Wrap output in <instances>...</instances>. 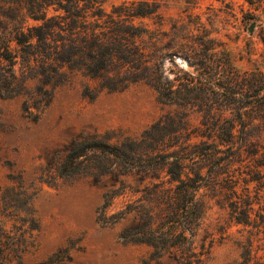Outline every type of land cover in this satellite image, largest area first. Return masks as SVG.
<instances>
[{
	"label": "trees",
	"instance_id": "16d2710c",
	"mask_svg": "<svg viewBox=\"0 0 264 264\" xmlns=\"http://www.w3.org/2000/svg\"><path fill=\"white\" fill-rule=\"evenodd\" d=\"M246 1L243 20L262 25L264 0ZM103 2L0 0V97L24 95L37 118L60 86L79 78L90 98L149 84L174 108L140 136H74L58 175L103 181L101 218L124 221L120 237L149 244L159 264H206L214 232L200 231L212 201L227 211L223 232L240 225L241 255L228 264H264V140L250 129L264 125V63L239 69L199 14L168 20L162 0H124L111 10ZM29 202L24 215L0 203V216L14 218L8 225L0 217V264H27L40 228Z\"/></svg>",
	"mask_w": 264,
	"mask_h": 264
},
{
	"label": "rangeland",
	"instance_id": "374dc122",
	"mask_svg": "<svg viewBox=\"0 0 264 264\" xmlns=\"http://www.w3.org/2000/svg\"><path fill=\"white\" fill-rule=\"evenodd\" d=\"M123 1L104 0L103 5L111 10ZM162 2V12L168 20L193 12L211 23L214 34L239 69L263 65L264 22L263 28L256 24L250 29L252 22L243 20V11L251 9L246 0ZM178 60L187 65L181 57ZM83 88L81 78L60 86L37 118L24 109V95L0 97V203L24 215L22 209L30 201L40 222V228L33 231L35 244L25 254V261L27 264H159L152 258L149 244L120 237L124 221L113 217L105 222L101 218L107 190L103 181H97L91 173L58 175L57 166L64 144L74 136L95 131L115 133V138L140 136L174 107L161 102L156 89L147 83L121 91H104L96 98L86 95ZM191 116L193 123H198L199 114L193 112ZM250 129L261 133L264 140V125ZM211 204L200 231V236L214 232L215 241L206 264H228L241 255L237 242L240 225H232L223 232L227 211L214 201ZM119 208L120 203L110 207L108 213ZM0 217L8 219V225L14 221L9 216Z\"/></svg>",
	"mask_w": 264,
	"mask_h": 264
},
{
	"label": "water",
	"instance_id": "95a60500",
	"mask_svg": "<svg viewBox=\"0 0 264 264\" xmlns=\"http://www.w3.org/2000/svg\"><path fill=\"white\" fill-rule=\"evenodd\" d=\"M250 29H253V26H251V28Z\"/></svg>",
	"mask_w": 264,
	"mask_h": 264
}]
</instances>
